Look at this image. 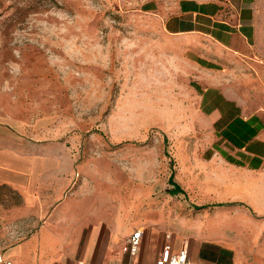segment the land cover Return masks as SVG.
<instances>
[{
  "label": "rangeland",
  "instance_id": "rangeland-1",
  "mask_svg": "<svg viewBox=\"0 0 264 264\" xmlns=\"http://www.w3.org/2000/svg\"><path fill=\"white\" fill-rule=\"evenodd\" d=\"M156 1L0 0V120L71 153L78 174L65 198L229 242L264 264V168L214 156L235 151L202 111L211 81L164 31ZM241 99L264 107V96ZM172 174L184 192H171ZM42 211L0 185V264L48 226Z\"/></svg>",
  "mask_w": 264,
  "mask_h": 264
},
{
  "label": "crops",
  "instance_id": "crops-1",
  "mask_svg": "<svg viewBox=\"0 0 264 264\" xmlns=\"http://www.w3.org/2000/svg\"><path fill=\"white\" fill-rule=\"evenodd\" d=\"M150 9L211 81L201 92L202 111L213 134L235 151L214 156L245 172L262 171L264 107L255 109L241 98L264 96V0H157ZM77 174L70 152H55L52 142H33L0 120V185L18 190L49 220L40 234L7 252L8 264H155L166 248H187L193 264H254L229 242L110 220L106 214L112 208L105 209L101 200L89 206L69 200ZM139 228L141 245L132 255L123 247Z\"/></svg>",
  "mask_w": 264,
  "mask_h": 264
},
{
  "label": "built area",
  "instance_id": "built-area-1",
  "mask_svg": "<svg viewBox=\"0 0 264 264\" xmlns=\"http://www.w3.org/2000/svg\"><path fill=\"white\" fill-rule=\"evenodd\" d=\"M143 229L139 228L136 230L129 238H127L124 245V250L130 252L132 255L138 253L141 239H142ZM79 264H89L86 262H80ZM122 264H135L133 262L122 263ZM155 264H193L187 248H182L178 252L172 251L170 248L164 249L162 254L158 257Z\"/></svg>",
  "mask_w": 264,
  "mask_h": 264
},
{
  "label": "trees",
  "instance_id": "trees-1",
  "mask_svg": "<svg viewBox=\"0 0 264 264\" xmlns=\"http://www.w3.org/2000/svg\"><path fill=\"white\" fill-rule=\"evenodd\" d=\"M170 181L174 184V188L171 190L173 194H176L178 192H184V189L179 185V183L175 182L173 174L171 175ZM224 204H225L224 202H220L215 205H224Z\"/></svg>",
  "mask_w": 264,
  "mask_h": 264
},
{
  "label": "bare ground",
  "instance_id": "bare-ground-1",
  "mask_svg": "<svg viewBox=\"0 0 264 264\" xmlns=\"http://www.w3.org/2000/svg\"><path fill=\"white\" fill-rule=\"evenodd\" d=\"M264 233V232H263ZM264 241V240H263ZM264 244V243H263ZM1 257V256H0Z\"/></svg>",
  "mask_w": 264,
  "mask_h": 264
}]
</instances>
